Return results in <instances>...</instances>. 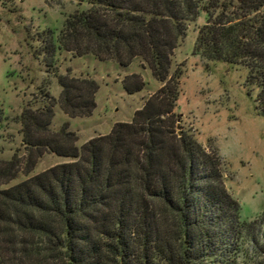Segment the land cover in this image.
Here are the masks:
<instances>
[{
	"label": "trees",
	"instance_id": "1",
	"mask_svg": "<svg viewBox=\"0 0 264 264\" xmlns=\"http://www.w3.org/2000/svg\"><path fill=\"white\" fill-rule=\"evenodd\" d=\"M77 1L88 9L59 35L48 32L45 54L92 55L123 68L140 61L163 87L132 122L83 146L69 123L52 128L55 107L71 119L91 117L96 80L56 74L59 101L45 94L40 106L24 108L26 160L0 161V185L24 166L33 172L48 154L68 162L0 191V264H8L16 237L19 256L47 254L53 264H242L250 252L264 264V214L244 221L218 153L177 132L183 73H172L189 26L205 13L195 55L246 67L264 117V0ZM146 86L141 74L122 81L128 95Z\"/></svg>",
	"mask_w": 264,
	"mask_h": 264
},
{
	"label": "rangeland",
	"instance_id": "2",
	"mask_svg": "<svg viewBox=\"0 0 264 264\" xmlns=\"http://www.w3.org/2000/svg\"><path fill=\"white\" fill-rule=\"evenodd\" d=\"M86 9L87 3L77 0H0V161L4 166L15 155L25 162L19 117L28 104L40 106L45 94L59 101L62 90L56 74L89 77L100 85L98 107L91 117L71 119L60 105L55 107L52 128L69 123L80 146L108 135L118 123L132 122L147 99L163 87L140 61L123 68L92 55L79 57L63 51L51 59L45 54L48 32L59 35L72 16ZM206 20L202 13L189 26L173 58L172 73H183L177 132L194 136L208 152L218 153L228 192L240 203L242 219L253 222L264 214V117L258 108L259 88L247 82L246 67L195 55L199 28ZM132 74H141L147 86L128 95L122 81ZM67 162L48 154L33 172L28 174L24 166L16 179L0 185V191ZM12 234L16 237L18 233ZM21 244L16 237L8 264H53L47 254L19 256ZM241 262L259 264L260 260L250 252Z\"/></svg>",
	"mask_w": 264,
	"mask_h": 264
}]
</instances>
